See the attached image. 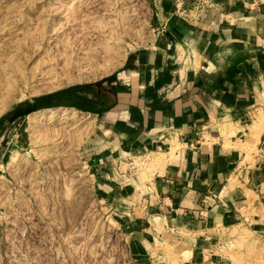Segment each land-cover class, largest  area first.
Here are the masks:
<instances>
[{
  "label": "rangeland",
  "instance_id": "374dc122",
  "mask_svg": "<svg viewBox=\"0 0 264 264\" xmlns=\"http://www.w3.org/2000/svg\"><path fill=\"white\" fill-rule=\"evenodd\" d=\"M161 6L0 0V264H264V204L253 194L199 239L149 217V244L137 201L163 155L122 159L130 196L99 184L98 121L83 107L111 98L129 54L160 31ZM243 123L223 132L252 160L264 150V94Z\"/></svg>",
  "mask_w": 264,
  "mask_h": 264
},
{
  "label": "crops",
  "instance_id": "0c3cea01",
  "mask_svg": "<svg viewBox=\"0 0 264 264\" xmlns=\"http://www.w3.org/2000/svg\"><path fill=\"white\" fill-rule=\"evenodd\" d=\"M158 1L160 31L129 54L111 98L83 107L98 121L99 184L113 195L136 191L119 171L125 156L163 155L137 201L149 244V217L199 239L240 216L248 194L264 204V150L248 160L223 132L239 133L264 94V0Z\"/></svg>",
  "mask_w": 264,
  "mask_h": 264
},
{
  "label": "bare ground",
  "instance_id": "6f19581e",
  "mask_svg": "<svg viewBox=\"0 0 264 264\" xmlns=\"http://www.w3.org/2000/svg\"><path fill=\"white\" fill-rule=\"evenodd\" d=\"M178 48H180V47H178ZM122 74V73H121ZM134 74V73H133ZM123 75V74H122ZM121 75V76H122ZM33 117V116H32ZM40 117V116H39ZM40 119H41V117H40ZM14 158V157H13ZM155 158V157H154ZM151 163H153L154 165L153 166H155V164H157L158 163V159L156 158V159H153L152 161H151ZM137 178V177H136ZM156 219V218H155Z\"/></svg>",
  "mask_w": 264,
  "mask_h": 264
}]
</instances>
